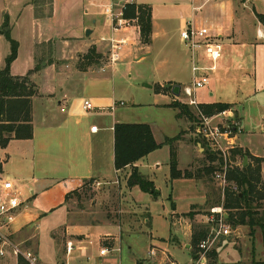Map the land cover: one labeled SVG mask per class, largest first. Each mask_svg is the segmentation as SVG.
<instances>
[{
  "label": "rangeland",
  "instance_id": "1",
  "mask_svg": "<svg viewBox=\"0 0 264 264\" xmlns=\"http://www.w3.org/2000/svg\"><path fill=\"white\" fill-rule=\"evenodd\" d=\"M0 1L10 9V36L19 42L20 55L15 63V65H18V69L15 68V70L24 72L26 68L25 61L30 50L29 42L36 31L40 30V27L35 26L31 18L26 16V9L23 11L26 0ZM46 1V7L42 9L44 14L51 11L49 10L51 9V0ZM64 1L57 0L53 6L54 14L52 15L54 20H52L50 26L52 34H60L61 37L78 35L80 33L79 27L84 18L82 0H67L66 3ZM189 2L190 0H187L184 4L188 5ZM85 17L88 23L95 28L93 38H100L101 33L97 31V24L92 22L90 16ZM239 19L242 21L238 15L237 25L242 26ZM243 29L244 34L238 35L241 41L247 42V47L239 48L232 55L228 47L223 44L224 57L218 63L217 69L219 70L214 75V80L210 85L197 89L196 97L199 101H225L234 104L242 122L236 117L230 118L226 123L229 129L234 130L232 135H234L236 147H238L237 143L240 142V139L243 138L244 142H250L256 150H260L264 148V40L256 37L257 24L255 21L244 25ZM81 33L83 34L82 30ZM88 37L91 38V35ZM5 39L6 48L10 47L11 49V43L6 35ZM53 41L54 48L60 47V54L54 56V59L58 62L56 63L57 68L69 70L63 72L56 70V78L45 74L41 78V82L45 84L50 82L51 84V81L55 78L56 84L59 85L58 89L60 86H64L70 90L75 98H84L83 100L97 102V96L109 98L113 96L117 101H124V105L118 104L114 109L100 110L93 108L88 111L85 110V113L88 115L87 118L96 121L97 125L113 115L123 121L154 123L161 127L160 132L157 133L159 141L163 137H172L179 133L180 141H174L173 145L178 152V164L184 167L181 171L192 170L196 172L198 169H204L207 155L199 150L197 142L202 141L205 144L207 141L196 133L197 123L191 121L185 115L179 118L177 109L169 106V104L166 105L172 98V102H184L188 97L185 95L180 97L172 95L171 89L166 88L164 83L158 84L162 83L168 69L162 62L164 54L159 43H154L148 47L150 42L142 39V43L134 46L132 50L127 45L121 52V59L112 65L108 64L109 43L100 41L98 50L102 58H100L99 63H93L88 67L84 56L95 46L94 44L91 47L86 46L75 49L76 43H73L64 52L60 44L62 41ZM177 47L186 58L190 56V50L184 46L183 42L177 43ZM147 50L150 52L148 55L138 60L135 59ZM239 52H242L243 55L239 56ZM40 53L42 55L43 50ZM227 53L229 57L232 56L231 60L228 61V72L232 75L230 78L229 76L228 78L222 77L220 70ZM201 56H203V53ZM188 60L190 59H187L181 70L187 74V77L191 78V74L188 73L191 62ZM206 63L212 64L211 62ZM40 67L42 68L43 64ZM239 67H242V69ZM84 68L94 72L88 74L76 72L78 69L83 70ZM103 68H105V71H103ZM31 76L30 79L33 81ZM185 83L182 84L185 85ZM211 92L213 95H211ZM218 120L223 121V124H225V119H222V117L216 119V121ZM243 130L248 133L245 137H243ZM153 155L159 158L161 166L149 171L154 174L152 177H154L156 192L157 190L159 192H157V195L152 193L141 194V199L149 206L150 214L147 216L150 218L149 224L145 223L144 220L146 217L145 211L138 212L137 205L129 200L130 197L125 190L123 178H120V182L117 180L103 181L100 184L86 180L81 187L69 194L66 204L69 212L68 219L62 211L57 214L61 215L59 226H57L58 230L55 232L57 242L52 240L49 242L48 238L41 236L39 258L50 264H62L63 261L73 264L72 258L78 253L76 251L70 256L65 254V244L68 238L65 233L66 224L94 223L95 225L88 232L94 242L89 246V251L93 256L88 264H137L139 260L144 259L146 260L144 264H201L192 256V254L197 255L199 252L196 251V246L193 248L190 227L192 228L195 224L206 225L210 229V234L212 233L214 227H216L215 217L217 216L212 209L221 207L220 203L224 199L223 186L215 178V173L202 176L203 181H200V183L207 188L211 196L203 204H195L190 207L193 202L191 200L195 199L189 196L192 186L171 184V180L168 179L171 145L163 143V146L155 150ZM0 156L6 158L5 150H0ZM233 162L242 165V158L238 156ZM15 167L13 161L7 163L1 177L10 174L13 178H16ZM193 167H195L194 170ZM194 190L198 194L195 195L196 198L199 197L198 188L194 187ZM171 192H173L175 204L168 198ZM122 197H127V199L123 200ZM173 207L176 208L178 213L189 209L190 211L184 214L171 213ZM135 219H139V223H136ZM170 221L172 222V228L176 231L171 228ZM117 223L122 224L121 227L125 231L136 232L121 234L119 227L113 225ZM109 232L116 236L115 245L108 247L113 251L104 256L99 262H95L94 260L99 258L101 247L99 237ZM151 233L152 236L157 238L156 241L155 238H151ZM158 238L165 239L161 241ZM226 239L227 241L230 240L231 244L228 245ZM187 243L190 244L189 248ZM153 244L160 248L156 249L153 256H151L150 249ZM164 255L165 257H162ZM263 256L261 231L257 229L255 235L252 236L248 226H239V234L221 235L215 240L206 253L204 264H252L255 259H261ZM160 258L166 260L162 261Z\"/></svg>",
  "mask_w": 264,
  "mask_h": 264
},
{
  "label": "crops",
  "instance_id": "2",
  "mask_svg": "<svg viewBox=\"0 0 264 264\" xmlns=\"http://www.w3.org/2000/svg\"><path fill=\"white\" fill-rule=\"evenodd\" d=\"M44 1L46 0L25 1L23 11H25V9L27 10L26 16L31 18L32 23L35 24V26L40 27V30L36 31L35 35H33L29 42L30 50L25 61L26 68L24 72H18V70H15V68L18 69V65H15V63L19 58L20 52L11 66L12 74L24 76L37 66V60L39 56H41L40 51L42 52L43 50V54L45 53L47 56L46 61L42 63L43 67L30 74V76L32 75V82L34 83L36 90V94L33 97L34 135L30 139H14L6 148H0V150H5L6 154V158L0 156V179L11 178L15 186L21 190V199L25 201L20 208L16 219L7 229V233L10 234L15 242L21 244L25 248L35 251L37 256L39 255L41 236L48 238L49 242L50 240L57 242V235L55 232L58 230L57 226H59L58 224L61 220V215L57 214L62 211L64 212L63 214H65L66 219H68L69 212L66 204L69 194L81 187L86 180L94 179L97 184H100L103 181L109 182L117 180L120 182V178H123L125 181V190L130 197L129 200L137 205L138 212L145 211V223H150V218L147 217L150 214L148 209L149 206L141 199V194L148 192L142 191L137 186L133 188L127 187V179L132 172V166H128L122 170H117L115 167L114 127L117 122L129 121L119 120L113 115L98 125L100 129L97 132H92L91 127L92 125L97 124V122L87 118L88 115L82 107L84 98H75V96L70 93V90L64 86H60L58 89L59 85H57L55 81L56 70L58 72H63L69 69L63 68L62 70L57 68L56 63L58 62L54 59V56L60 54V47L56 49L53 46L54 44H52L53 47L50 53L48 51V44L54 42L53 40H58L59 42L62 41L60 44L63 49L62 51L64 52H66L70 44L73 43H76V48L74 47L75 49L84 48L86 46L91 47V45L94 44L97 48V52L100 53L98 50V44L100 41H104L102 38H110L114 36L116 38L127 37L129 41L134 43L128 45L130 50H132L134 46L142 43L139 29L133 28L128 32H114L110 27L107 16L103 13L105 5L109 1L118 5L131 1L137 4L149 5L151 7L152 33L148 47L152 46L154 43H159L162 46L164 54L162 62L168 68L164 80L162 83L160 82L158 84L164 83L166 85L167 83H171L173 85L180 84L183 86L182 83L186 82V85L192 81L191 66L193 60L191 53L187 58L182 54L177 47V43L179 44L182 42L180 32L188 23H193L199 27L209 28L211 34L221 40L225 47H228L232 55L234 54V51L239 50V48L243 49L247 47V42L241 41L238 35L244 34L243 26L246 24L255 21L257 24L256 37L264 40V26L257 17V14H264V0H190V4L188 5L184 4L187 0H82L84 18L79 27L80 33L78 35L62 37L60 34H52L53 32L50 27L52 20H54V16L52 15L54 14L53 6L57 0L50 1L51 9L49 10L51 11L47 14H44V11L42 10L47 4V1ZM64 2L66 3L68 1L65 0ZM238 15L242 20L240 21L239 19V23L242 22V26L237 25ZM85 16H90L92 22L97 24V31L101 33L100 38H93L95 28L88 23ZM10 17V9L0 1V69L4 65L5 58L10 53V47L7 49L4 44V40L6 39L3 29L5 20H9ZM88 29H91V38L86 34ZM81 30L83 34L81 33ZM43 44L44 46L40 48L37 47L38 45ZM44 49L46 50L45 52ZM201 52L199 53L200 55L202 54ZM149 53L150 52L147 50V52L138 55L135 59H141ZM242 55L243 53L239 52V56ZM231 58L232 56L229 57V54L227 53V57L222 61V69L220 68L222 77L228 78L229 76L230 78L232 76L228 72V61H230ZM187 59H190L188 61L191 62L188 72L191 74V78L187 77V74L181 70ZM197 60L200 63H206V61L202 59V56H199ZM239 68L242 69V67ZM218 70L212 73L211 82L214 80V75H216ZM76 72L79 74H88L94 71H89L87 68H84L83 70L78 69ZM45 74L55 77L51 81V84L50 82L48 84L41 82V78H43ZM171 94L173 95V93ZM211 95H213L212 92ZM112 97L97 96V102H93V104L96 109H113L112 107L117 100ZM172 100L167 102L166 105L170 104ZM199 102L205 104L225 101ZM226 103L232 104L231 102ZM232 105L233 106L230 109H232L235 116L242 122L234 104ZM191 108L195 109L193 106H191ZM133 123L150 124L158 143H164L167 138H173L180 135L178 133L172 137L166 136L159 141L157 133L160 132L161 127L151 122ZM247 134L248 133L244 131L243 137ZM180 138L181 137L179 136L178 141H180ZM237 145L243 150L249 151L252 155L264 159V148L256 150L250 142H244L243 138L240 139V142L237 143ZM197 146L202 152L206 149L202 141H198ZM154 152L155 151L151 152L134 165L138 167L146 177L155 183L153 180L154 177H152L154 174H151L149 170L159 167L161 164L159 158H157L156 155H153ZM176 155L177 158H179L178 152ZM11 161H13L16 166V178H13L10 174L1 177L5 165ZM242 162L245 163V158H242ZM168 166V179L171 180V184L174 183L175 185H184L188 187L192 186L190 193L194 195L190 194L189 196L194 197L195 199L191 200L193 202L190 207L195 204H203L209 199L211 196L210 193L207 188L200 183V181H203L202 177L182 176L171 179L170 160ZM178 168L182 171L184 169L183 165L180 164H178ZM194 168L195 167L192 169L194 170ZM262 179L264 181V160L262 162ZM194 187L198 188L200 192V196L197 198L195 195L198 194L194 190ZM168 198L175 204L173 192L169 194ZM122 199L125 200L127 197H122ZM188 211H190V209ZM188 211L178 213L176 212V208L173 207L171 213L184 214ZM227 217L228 213L226 212V218ZM135 221L136 223H139V219H135ZM170 223L172 228V222L170 221ZM93 225L95 224H66L65 233L68 235V238L65 244V254L66 256H70L76 251L78 253L72 258L74 261L73 264H88L89 261L92 260L91 257L93 255H91L92 253L89 251V246L94 242L88 232ZM113 225L119 227L121 234L124 232H136L123 230L121 227L122 224L119 223ZM173 230L176 231V229ZM235 230L236 233L234 234H239V227ZM190 235H193V227H190ZM115 238V234L110 232L101 235L99 237L101 244L100 249L106 247L105 245H108L107 247H110L111 245L114 246L116 241ZM151 238H155L152 236V233ZM156 239L157 238H155V241ZM158 239L162 241L165 238ZM69 241H72L75 245L74 250L70 254L67 251V244ZM230 242V240L227 241L226 239L228 245L231 244ZM187 247H190L189 243H187ZM159 248L160 247L153 244L150 249V255L153 256V254H151L152 250L155 251ZM192 256L197 260L198 254H192ZM162 257H165V255ZM103 258L104 256L99 255V258L94 261L99 262ZM160 259L163 261L165 258ZM39 260L42 264H50L44 262L40 258ZM145 261V259L139 260L137 264L140 262L144 264ZM0 264H19V257H16L12 252H9L6 257L0 258ZM62 264L69 263L63 261Z\"/></svg>",
  "mask_w": 264,
  "mask_h": 264
},
{
  "label": "trees",
  "instance_id": "3",
  "mask_svg": "<svg viewBox=\"0 0 264 264\" xmlns=\"http://www.w3.org/2000/svg\"><path fill=\"white\" fill-rule=\"evenodd\" d=\"M125 16L137 18L141 30V38L150 42L152 33L151 7L145 4L127 3ZM264 26V14H257ZM4 34L11 43V49L5 58L4 65L0 69V148H6L14 139H30L34 135L33 124V97L36 94L35 85L30 79L33 71L39 70L40 65L46 61L45 53L38 58L37 66L29 71L27 75H13L12 63L17 59L19 53V42L10 36V24L6 19L3 24ZM43 45H38L40 48ZM52 43L48 44V51H52ZM46 50L44 49V52ZM51 55V54H50ZM49 58V57H48ZM102 55L97 52L96 46L90 49L84 56L87 66L99 63ZM51 62V61H50ZM169 106L177 109V116H187L191 121L198 122L197 110L190 105L173 101ZM232 104L226 102L200 103L199 109L206 115L218 114L232 108ZM115 133V167L117 170L132 166V172L127 179V187H139L142 191L157 195L156 186L153 181L146 177L134 164L159 149L163 143L155 139L153 129L148 123L117 122L114 127ZM180 135L167 138L164 143L171 145L170 176L171 179L186 177H202L215 173L221 169L224 163L220 153L211 149L207 143L203 144L207 155L204 169L198 171L186 170L182 172L178 168V160L173 142ZM247 158V163L242 165L231 163L227 171L228 186L225 189V197L221 206L228 213L226 223L234 229L239 226H248L250 234L255 235L257 229L261 231L264 247V181L262 179L263 158L252 155L240 147L232 150V160L236 157ZM1 171V166H0ZM90 182H95L90 179ZM210 229L206 225H193V248L199 252L200 242L207 238ZM195 252V251H194ZM19 264L27 262L19 257ZM139 264H142L141 262ZM252 264H264L262 259H255Z\"/></svg>",
  "mask_w": 264,
  "mask_h": 264
},
{
  "label": "built area",
  "instance_id": "4",
  "mask_svg": "<svg viewBox=\"0 0 264 264\" xmlns=\"http://www.w3.org/2000/svg\"><path fill=\"white\" fill-rule=\"evenodd\" d=\"M127 3L134 2L131 1L118 5L109 1L105 5L103 13L107 16L110 27L114 32H128L134 28L139 29L141 35L140 25L137 18H128L125 16ZM180 37L184 46L190 50L193 60L191 66L192 81L189 84L183 85L181 88V95H185L188 99L182 103L193 106L198 111L197 115L199 120L197 122L196 133L207 141V144L211 149L219 152V155L224 160L222 168L215 171V178L219 181L220 185L223 186L224 198L225 189L228 186L227 171L233 162L231 158L232 150L236 148L234 135H232L234 130L229 129L226 122L229 121L230 118H236V116L232 112V109H227L214 115H206L199 109L200 102L196 97L197 89L210 85V73H214L218 70V63L223 58L224 45L221 40L211 34L209 28L199 27L193 23H188L182 28ZM102 40L109 43L108 64L112 65L121 59V52L127 47V45L134 44L129 41L127 37H103ZM201 51L203 53L202 59L206 62H211L212 64L200 63L197 60L198 57L201 56L199 54ZM103 71H105V68H103ZM118 104L124 105L125 102L115 101L112 108L114 109ZM82 107L84 110L88 111L95 108V105L90 100H84ZM219 117L225 119L224 122L226 125L223 124V121L221 120L216 121ZM99 129L100 127L97 124H94L91 127L92 132H97ZM21 195V190L15 186L11 178L0 179V258L6 257L9 252H12L16 257H22L27 264H41L35 251L25 248L21 244L15 242L10 234L7 233V229L14 222L20 208L25 203V201L21 199ZM212 211L217 214L215 217L216 227H214L210 236L208 235L207 238L203 239L199 244L197 261L201 264L205 263L206 253L219 236H228L232 233H236V230L229 226L225 221L226 211L223 206L213 208ZM74 248V243L69 241L67 244L68 253L70 254ZM112 251L113 249L110 250L108 247H103L100 249L99 255L106 256ZM154 253L155 252L152 250L151 254Z\"/></svg>",
  "mask_w": 264,
  "mask_h": 264
},
{
  "label": "water",
  "instance_id": "5",
  "mask_svg": "<svg viewBox=\"0 0 264 264\" xmlns=\"http://www.w3.org/2000/svg\"><path fill=\"white\" fill-rule=\"evenodd\" d=\"M87 35H90L91 34V29H88L87 32H86ZM166 88H170L171 89V92L173 93V95L179 97L181 95V88L182 86L180 84H171V83H167L165 85ZM247 163V158H245V163ZM157 192H159L157 190Z\"/></svg>",
  "mask_w": 264,
  "mask_h": 264
}]
</instances>
